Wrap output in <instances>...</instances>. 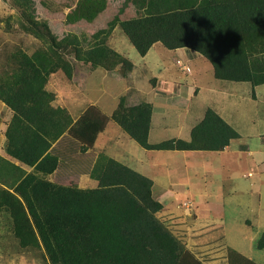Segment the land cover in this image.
I'll return each instance as SVG.
<instances>
[{"label":"trees","instance_id":"1","mask_svg":"<svg viewBox=\"0 0 264 264\" xmlns=\"http://www.w3.org/2000/svg\"><path fill=\"white\" fill-rule=\"evenodd\" d=\"M15 1L19 8L32 3ZM114 2L117 10L89 38L84 32L67 31L57 39L47 24L25 14V24L45 37L49 47L32 54L17 52L13 65L0 77V100L13 111L6 130V151L32 167L26 172L12 164L18 182L0 189V210L8 212L20 245H40L50 264H155L160 254L166 264H180L184 256L201 264L155 216L161 204L152 197L148 177L108 158L96 188L63 185L46 178L58 164L57 156L49 151L52 142L66 131L82 149L89 148L109 117L89 106L73 121L65 109L51 105L54 95L45 84L58 69L71 76L70 64L61 58L64 53L108 71L117 65L131 70V61L106 42L118 24L141 56L155 42L168 49L185 47L209 61L215 78L246 81L253 89L264 84V0ZM108 3L75 0L66 5L65 24L77 28L80 23L92 24ZM129 4L136 14L122 19ZM151 112L148 102L125 106L120 98L111 118L146 149L218 151L240 137L215 110L207 108L192 127L189 140L171 138L150 144ZM257 247L264 248V232Z\"/></svg>","mask_w":264,"mask_h":264},{"label":"crops","instance_id":"2","mask_svg":"<svg viewBox=\"0 0 264 264\" xmlns=\"http://www.w3.org/2000/svg\"><path fill=\"white\" fill-rule=\"evenodd\" d=\"M114 49L123 54L120 49ZM140 57L143 73L134 75V71H125L126 83L119 89L111 88L105 83L107 77L117 82L114 71L74 57V64L71 61L72 67L74 66L70 81L72 85H67L66 91H60L53 85L55 95L51 105L65 109L73 121L89 106L96 107L109 119L89 148L82 149L81 143L66 131L52 142L49 151L57 156L58 164L46 178L58 184L96 188L106 160L113 158L151 179L152 197L161 204L155 216L195 260L201 264H249L244 260L247 258L255 264H264V248L257 247V241L264 232L261 199H254L255 207L249 208L250 190L242 187L238 174L229 165L231 157L233 161L235 158L228 154L236 150L231 145L241 136L232 139L218 151L146 149L111 118L120 98L125 106L150 103L152 112L147 139L150 144H155L171 138L189 140L192 127L202 119L205 110L210 108L199 103L192 104L204 88V82L198 79L205 71L202 69V64L205 63L201 61L204 60L202 55L185 47L168 49L160 42H155ZM147 57L152 61L149 64L144 62ZM178 61L185 66L195 65L197 62L195 66H201V71L197 74L195 68L190 67L191 78L189 83H184L180 81L178 73L186 72L181 70ZM55 74L56 72L51 73L47 82ZM92 76L98 78L91 80ZM90 81L94 83L90 84ZM54 84L57 85L58 82ZM59 84L63 82L60 81ZM6 107L0 100V180L5 185L1 181L0 184L8 189L18 182V173L13 165L20 166L26 172L31 171L32 167L20 163L6 151V130L13 113ZM5 109H8L6 113ZM213 110L237 129L226 111L219 108ZM3 114L7 116L4 118ZM227 159L229 162L226 164ZM198 163L201 169H198ZM216 169L221 179L217 188L209 183L212 174L217 173ZM71 176L75 177L74 182ZM257 194L259 195V190ZM184 201L190 202V205L184 206ZM242 210L251 216L239 219L238 214ZM255 216L260 218L256 223L253 221ZM155 264H166V259L160 254ZM180 264L196 262L189 256H184Z\"/></svg>","mask_w":264,"mask_h":264},{"label":"rangeland","instance_id":"3","mask_svg":"<svg viewBox=\"0 0 264 264\" xmlns=\"http://www.w3.org/2000/svg\"><path fill=\"white\" fill-rule=\"evenodd\" d=\"M74 1L32 0V3L28 7L22 8V6L19 8L15 0H0V77H3L8 68L13 65V55L17 52L23 51L27 54H32L36 50L41 48L48 49L49 47L45 37L25 24L24 16L26 13L32 14L33 18L39 23L43 22L47 24L57 39H61L63 36L62 32L66 33L67 31L77 34L84 32L89 38L92 32L105 25L108 15H111V12H115L118 8L114 0H109L108 7L100 16V19L92 24L80 23L81 25L77 28L65 24L64 20L65 13L67 12L66 5ZM135 14L134 9L129 4L125 8L124 13L121 14V18L133 17ZM115 27L117 29H114ZM115 27L113 28L114 31L112 30L107 38L106 42L108 46L112 49H120L123 53L120 54L131 61L133 64L131 71H134V75L137 73L142 74L144 68L141 64L140 55L129 42L128 38L122 35L123 31L120 26L117 24ZM158 46L161 45L159 44ZM74 57L75 55L72 53L61 55L62 60L70 64L71 73L74 67H72L71 61L74 64ZM205 59H201V61L205 62L202 64V69L205 71L198 78L204 82V88L200 87L201 89L203 88L201 95L197 96L192 104L199 103L212 109L219 108L229 114V118L236 125V130L241 134L240 139L233 141L231 145L232 147H236V150L230 148V151H232L228 156H234L235 163L232 160L233 157H231L229 165L233 166V170L238 174L237 176L242 182V187L250 190L248 197L249 208L255 207L253 206L254 199L256 201L257 199H261L260 206L264 208V84L255 86L252 89L250 83L246 81L235 82L214 78L212 66ZM144 62L149 64L152 61L147 57ZM195 65L189 64V72H186V74L178 73L180 81L189 83V79L191 78L189 74L192 71L190 67H194L197 74L201 71L199 70L201 66L197 67ZM181 70L183 71V69ZM110 71H114L113 74L116 75L118 80L115 82L110 77H107L108 79L106 78L107 82L105 83L115 89L123 87L124 83H126L124 77L127 69H122L120 65H117L116 68ZM55 72V76L52 79L50 77L49 81L45 84V88L53 95H55L52 88L53 85L54 87L57 86L60 91H64L67 85H72L70 82L72 75L67 77L61 69ZM108 75L110 76L111 73H108ZM92 77L91 80L97 76ZM60 81L63 84H59ZM55 82H58V84L55 85ZM92 83L94 82L92 81ZM92 83L90 81V84ZM6 110L8 109H5V113ZM6 116L3 114L4 118ZM209 161L210 158L208 157L207 163ZM228 162L229 160L227 159L226 164ZM197 167L201 169L200 163L197 164ZM203 169L205 170V164ZM215 171L217 173L212 174L209 183H212V186L217 188L221 179L218 177L217 169ZM74 178V176H71L72 182L75 181ZM1 183L3 182L1 181ZM3 184H0V189H4ZM258 190L259 195L257 194ZM183 205L188 207L190 202L184 201ZM262 213H264V210ZM233 216L235 217L234 213ZM248 216H251V214L245 210H242L241 214H238L239 219ZM257 220H260V218L255 216L253 221L256 223ZM245 244L248 245L247 240H245ZM0 264H50L44 249L40 245L35 247H22L20 245L18 237L13 232L12 220L8 212L4 210H0Z\"/></svg>","mask_w":264,"mask_h":264},{"label":"built area","instance_id":"4","mask_svg":"<svg viewBox=\"0 0 264 264\" xmlns=\"http://www.w3.org/2000/svg\"><path fill=\"white\" fill-rule=\"evenodd\" d=\"M178 65L180 66L181 69H183V71L189 72V67L182 64V62L178 61Z\"/></svg>","mask_w":264,"mask_h":264}]
</instances>
